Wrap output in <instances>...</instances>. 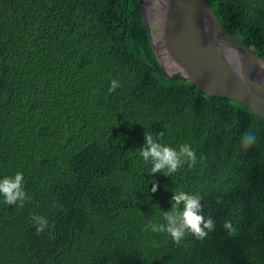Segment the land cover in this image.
<instances>
[{
	"label": "trees",
	"instance_id": "1",
	"mask_svg": "<svg viewBox=\"0 0 264 264\" xmlns=\"http://www.w3.org/2000/svg\"><path fill=\"white\" fill-rule=\"evenodd\" d=\"M208 2L264 59V0ZM145 131L190 144L198 163L150 175L136 154ZM17 171L32 199L0 197V264H264V118L167 79L139 0H0V179ZM178 189L215 222L202 241L143 230L165 223Z\"/></svg>",
	"mask_w": 264,
	"mask_h": 264
},
{
	"label": "water",
	"instance_id": "2",
	"mask_svg": "<svg viewBox=\"0 0 264 264\" xmlns=\"http://www.w3.org/2000/svg\"><path fill=\"white\" fill-rule=\"evenodd\" d=\"M139 1L167 79L193 83L209 96L239 101L264 118V91L256 90L264 84V71L258 67L264 59L228 31L208 0ZM218 41L223 43L218 45ZM241 72L247 87L238 79Z\"/></svg>",
	"mask_w": 264,
	"mask_h": 264
},
{
	"label": "clouds",
	"instance_id": "3",
	"mask_svg": "<svg viewBox=\"0 0 264 264\" xmlns=\"http://www.w3.org/2000/svg\"><path fill=\"white\" fill-rule=\"evenodd\" d=\"M217 43L219 45L223 41ZM258 67L261 71H264V63L259 64ZM238 79L242 85L247 87V79L242 72L238 73ZM119 87H121L120 82L117 79H112L109 92H113ZM256 90L257 92L264 91V84L258 85ZM161 136L162 133H158L154 140L151 132L145 131V144L136 149V154L142 158L143 162L151 164L150 175L162 172L165 176H170L179 171L185 164L193 167L198 163L197 153L190 144L184 143L174 148L159 142ZM256 138L255 132L247 130L240 137V151L246 152L250 149L255 144ZM203 159V157H200L199 161L203 162ZM151 183V191L155 192L158 185L155 181ZM0 197H2L4 204L20 208H23L25 202L32 199L25 190L22 172L17 171L13 176H5L0 179ZM202 198L200 194H192L179 189L175 190L170 201L172 210L160 213L165 223L150 222L144 226L143 230L149 231L150 229L153 233H166L177 245L186 236H191L196 240H204L209 233L214 231L215 222L211 216L206 217L203 214ZM31 220L38 234L45 231L49 226L47 218L44 216L32 215ZM223 228L229 235H235L237 231L231 219L224 222Z\"/></svg>",
	"mask_w": 264,
	"mask_h": 264
},
{
	"label": "bare ground",
	"instance_id": "4",
	"mask_svg": "<svg viewBox=\"0 0 264 264\" xmlns=\"http://www.w3.org/2000/svg\"><path fill=\"white\" fill-rule=\"evenodd\" d=\"M157 40H158V45H159V47H160L161 49H163V41H162L161 37L157 36ZM165 53H166V51H165ZM167 56H168V55H167Z\"/></svg>",
	"mask_w": 264,
	"mask_h": 264
}]
</instances>
